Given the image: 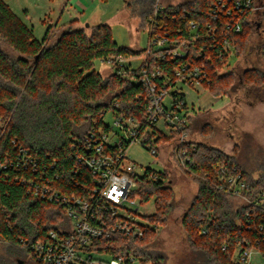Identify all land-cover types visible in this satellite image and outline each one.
<instances>
[{
    "label": "trees",
    "instance_id": "1",
    "mask_svg": "<svg viewBox=\"0 0 264 264\" xmlns=\"http://www.w3.org/2000/svg\"><path fill=\"white\" fill-rule=\"evenodd\" d=\"M216 1L188 0L168 5L158 23L168 32L169 42L177 40L178 46L186 47L187 61L204 69V88L211 97H230L242 89L264 101V69L257 67L260 59L264 63V39L254 41L256 32L250 12L242 17L240 33L228 31L220 37L219 31L213 38L206 36L209 9ZM148 4L142 13L147 28L152 2ZM260 6L259 19L264 23V0ZM192 23L197 26L194 32ZM50 34L48 27L43 38L37 40L32 28L0 0V40L17 54L10 56L0 48V164L6 166L0 170V241L21 248L30 264H37L30 255L31 245L50 239V232L65 237L70 231L62 205L34 195L36 186L85 197L94 182L78 159L92 152V147L87 150V143L94 146V141H99L95 137L99 130L109 131L110 125L104 121L106 114L111 113L113 118L125 114L142 126L147 119V90L137 83L145 65V49L134 52L117 46L105 24L96 25L90 34L69 24L52 44ZM223 37L229 44L226 51ZM253 49L258 58L252 62ZM229 55L239 60V67L225 68ZM119 59L138 62L121 77L114 70ZM106 60L114 66L103 77L94 69V62ZM148 60L169 76L180 61ZM197 114L194 109L185 113L187 135ZM212 131L209 123L202 124L201 134ZM154 135H146L144 141L154 148V156L160 145H170V156L196 185V193L181 218L187 249L178 264H234L240 247L264 254V245L257 243L258 232L248 228L246 214L255 208L239 202L227 183L229 176L240 175L247 185L248 201L256 202L264 191V150L259 151L258 162L249 166L241 160V144L244 146L246 141L235 144L230 155L204 143L187 140L178 145L175 134L159 133L151 140ZM107 149L114 148L106 146ZM25 154L30 157L26 166L21 164ZM132 177L137 183L134 195L139 197L140 205L154 198V211L145 219L163 228L175 205L169 175L146 168ZM255 211L261 215L258 209ZM158 230H146L141 238L115 234L96 239L89 250L113 257L132 255L145 264H163L166 258L158 250ZM8 252L16 260L14 251Z\"/></svg>",
    "mask_w": 264,
    "mask_h": 264
},
{
    "label": "built area",
    "instance_id": "2",
    "mask_svg": "<svg viewBox=\"0 0 264 264\" xmlns=\"http://www.w3.org/2000/svg\"><path fill=\"white\" fill-rule=\"evenodd\" d=\"M165 7L160 4V0H155L153 3V9L148 17V39L144 48L145 65L137 79V83H142L147 90L145 126H142L137 119L119 113L113 118V124L110 125L107 133L98 131L95 137L98 136L99 141H94V146L87 143V150L90 151L92 147V152L87 157H79L78 161L93 177L94 187L85 197L64 195L57 191L50 192L48 187L36 186L34 195L61 204L70 222V231L65 237H58L54 232H50V239L37 241L31 245L30 255L37 264H134L136 259L132 255L113 257L108 253L89 249L96 239L115 234L141 238L146 230L159 229L158 225L151 224L145 219L147 214L139 211L141 206L139 197L134 195L137 183L132 177L137 174V167L127 162V149L133 142H138L154 156L155 150L150 143L144 142L145 136L159 135V133L167 136L175 134V142L178 145L183 144L188 136L185 113L189 110L184 98L181 99L185 97L183 87L207 93L204 88L207 80L204 69L189 63L186 47L178 46L177 40L169 42L168 32L158 23ZM260 11L261 6L257 5L255 0H217L209 9L206 36L213 38L214 33L219 31H222L220 37L228 31L240 33L244 14L250 12L253 20V15ZM190 27L194 32L197 26L192 23ZM192 39L194 41L196 37L193 36ZM228 48L229 44L224 38L223 50L226 51ZM149 57L156 61L178 59L179 66L174 68L169 76L168 73L152 67ZM103 63L113 69L114 65L111 61L106 60ZM130 69V61L119 59L115 63L114 70L121 77H125ZM167 98H169L168 102L165 101ZM159 123L168 129V133L159 130L157 126ZM155 135L151 140L157 137ZM106 146L114 149L105 150ZM23 156L21 164L26 166L30 157L28 154ZM179 163L183 164L182 161ZM5 168V165L0 164V170ZM227 183L229 192L239 202L249 203L261 212V215H257L255 209H250L246 217L248 228L250 226L260 236L257 243L264 245V191L257 197L256 202H249L246 197L247 185L240 175L229 176ZM30 185L33 186L32 183ZM239 249L234 255V264H251V251L258 253L264 259V254L257 249L243 247Z\"/></svg>",
    "mask_w": 264,
    "mask_h": 264
},
{
    "label": "rangeland",
    "instance_id": "3",
    "mask_svg": "<svg viewBox=\"0 0 264 264\" xmlns=\"http://www.w3.org/2000/svg\"><path fill=\"white\" fill-rule=\"evenodd\" d=\"M11 10L33 30L37 40H41L48 27L51 28L49 43L55 42L63 27L69 24L83 29L90 34L93 27L99 24L109 26L111 37L119 47L128 48L134 52L142 51L147 45V27L143 20V12L149 7L148 0H3ZM153 3L155 0H152ZM188 0H160L161 5H176ZM263 0H256L260 6ZM255 27L254 41L259 37L264 39V23L259 19V12L253 15ZM257 35V36H256ZM0 48L10 56H17L15 52L0 40ZM252 62L258 58L255 49L252 50ZM251 60V59H250ZM239 60L229 56L227 68L239 67ZM246 64V63H245ZM249 64V63H248ZM252 64V63H250ZM131 68L137 61H130ZM247 65V64H246ZM257 67L264 69L260 59ZM94 69L103 77H107L113 69L102 61L94 62ZM184 101L189 109L198 111L196 120L191 122V129L187 136L188 141L204 143L219 150L232 154L235 144L246 141V146L241 144L243 164L253 166L259 158V151L264 150V101L258 100L256 95L240 90L230 97L211 98L200 90L183 87ZM169 98L165 99L168 102ZM210 102L211 107L204 104ZM202 104V105H201ZM202 106L198 110V107ZM104 121L111 125L113 117L107 113ZM209 123L213 131L201 134L202 124ZM163 133H168L160 123L157 125ZM252 145H250V143ZM170 145H160L159 153L151 155L140 143L133 142L127 149L128 163L136 165V173L141 174L146 168L156 172L165 171L175 190V205L166 226L158 230V250L165 256L163 264H178L179 258L187 249V241L181 228V218L187 210L196 185L181 172L177 162L170 156ZM247 167V166H246ZM154 198L146 205H141L139 211L151 215L154 211ZM13 250L16 254H9ZM19 262V263H18ZM21 248H13L0 241V264H30ZM251 264H264V259L258 253L251 251ZM134 264H145L136 260Z\"/></svg>",
    "mask_w": 264,
    "mask_h": 264
},
{
    "label": "crops",
    "instance_id": "4",
    "mask_svg": "<svg viewBox=\"0 0 264 264\" xmlns=\"http://www.w3.org/2000/svg\"><path fill=\"white\" fill-rule=\"evenodd\" d=\"M67 2H68V0H67ZM81 2H84V1L81 0ZM148 2L151 3V2H153V1H152V0H148ZM164 6H168V4H166V5H164ZM27 26H28V25H27ZM74 27H75V28H78L77 26H74ZM204 93H206V92H204ZM206 96H210V95H209L208 93H206ZM210 97H211V96H210ZM211 98H212V97H211ZM201 105H202V104H201ZM204 106H206L207 108H208V107H211V106H210V102H207L206 104H204ZM201 108H202V106L199 105L198 110L201 109Z\"/></svg>",
    "mask_w": 264,
    "mask_h": 264
},
{
    "label": "water",
    "instance_id": "5",
    "mask_svg": "<svg viewBox=\"0 0 264 264\" xmlns=\"http://www.w3.org/2000/svg\"><path fill=\"white\" fill-rule=\"evenodd\" d=\"M184 94H181V96H183ZM19 263V262H18Z\"/></svg>",
    "mask_w": 264,
    "mask_h": 264
}]
</instances>
